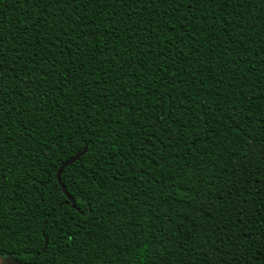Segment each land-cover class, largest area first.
Listing matches in <instances>:
<instances>
[{"label": "snow or ice", "instance_id": "1", "mask_svg": "<svg viewBox=\"0 0 264 264\" xmlns=\"http://www.w3.org/2000/svg\"><path fill=\"white\" fill-rule=\"evenodd\" d=\"M18 3L27 5L23 17L6 26L0 0V253L11 245L24 264H114L152 244V264H193L194 255L202 264H253L259 255L264 264V230L252 227L264 226V0ZM202 33L221 52L216 42L232 45L230 67L220 53L205 64L211 48L199 43ZM63 38L69 42L56 56ZM258 42V59L247 60ZM57 109L71 117L67 135L54 131ZM20 128L42 137L29 149L35 167L13 163L28 143L21 146ZM73 149L72 160L84 159L70 182L91 217L66 207L67 187H56L65 181L49 170ZM141 161L157 168L146 171ZM185 169L208 175L188 184ZM158 197L187 206L179 208L183 218ZM196 212L212 227L197 224ZM164 221L175 229L167 237ZM185 222L188 236H177ZM197 229L206 234L199 247L189 244ZM0 264H15L11 252Z\"/></svg>", "mask_w": 264, "mask_h": 264}, {"label": "trees", "instance_id": "2", "mask_svg": "<svg viewBox=\"0 0 264 264\" xmlns=\"http://www.w3.org/2000/svg\"><path fill=\"white\" fill-rule=\"evenodd\" d=\"M5 3H6V8H7L6 15L8 17V20H6V22H5L6 26L8 25L9 22L17 23L18 18L23 17L24 12L27 8V5L22 4V3H18V0H5ZM0 11H3V9L0 8ZM225 15H226V13H225ZM121 27H123V26H121ZM217 27H219V22L217 23ZM33 33L38 35V33H36L35 30H33ZM169 34L175 36V33L170 32ZM212 35L214 37L215 33H213ZM116 39L119 42V37H117ZM261 39L264 40V37H262ZM68 42H69L68 38H63L62 42L59 43L58 48L54 49L53 54L56 56H59L60 50L64 49L65 44ZM199 43L202 45L208 46L207 48H205V52H208V49L211 48V52H208V55L201 57V59L204 60L206 65L210 59L213 62H216L215 56L217 53H220V55L222 56L226 66L230 67L231 58L233 55H235V53L231 51L232 45L230 43L224 42V41L216 42L218 44H221L225 49H227V51L221 52L219 47H213V40L211 37H209V35L207 33H202L200 35ZM259 48H260L259 42L256 44H253L252 45L253 55L247 57V60L255 62L258 59V57L255 55V53L259 51ZM36 51H37L36 48L32 49V55L33 56H35ZM186 51H187V49H186ZM42 55H43V53H41V56ZM257 67H259V65H257ZM18 71H20L21 76L26 74L24 71H22L20 69H18ZM202 74L207 75L206 72L202 73ZM90 79H91V77H90ZM209 82H211V81H209ZM225 82L227 83V76L225 77ZM134 83H135L134 78L127 80V86L129 88V93L131 94V96H130L131 99H135L136 95L138 94V91L134 90L132 87V85ZM153 83L157 87L160 86L157 81H153ZM94 87H95V85H94ZM179 87L180 88H186L188 91H191V88L187 85H179ZM173 94L175 95L176 93H173ZM146 98H150V97H146ZM53 115L59 121V127L55 128L54 131L59 133L61 131V129H63L64 134L67 135L68 134V125L65 124L64 121L66 119L71 120V117L69 116V114L67 112H63V111H60L59 109H57L56 112L53 113ZM9 131H12V129H9ZM13 134L16 135V133H13ZM26 138H27L28 143H27V146L24 147V156L21 157L20 161H13V163H20V167H23V168L35 167V165L33 164V160H32L33 154L29 149H31L34 145L38 147L41 143L42 137L39 134H33L31 137H29L28 133L25 132V130L23 128H20V133H19L18 139L20 140L21 146H24ZM79 143L82 144L83 140L81 139V141ZM78 146H79V144L77 145V147ZM74 152H75V149H73L72 151H69V152H60L59 158L56 160V167L53 168V167H51V165H49V170L53 173L52 179H55L58 181L57 170H58L60 164L64 160H66L67 158L73 156ZM85 155H86V153H85ZM83 159H84V155H81L78 160H76L75 162L66 166L61 176H62V179H64V181H65V186L67 187V190L69 191V193L72 195V197L76 198L75 205H73V202L71 200H68V204L66 205V207H69V208L75 207L76 210L83 208L82 215L91 217L92 213L88 210L86 204L80 203L76 186L70 182L72 175L77 171V165H79L80 161ZM141 163H145L146 171L149 168H151V169L157 168V165L153 164L152 161H147V162L141 161ZM201 168H204V166L202 165ZM209 171H211V169H209ZM185 173H186V175L183 177V179L188 184H197V176L198 175H204L205 177H207V175H208V171L202 172V171L197 170V169H191V170L185 169ZM65 174H67V175H65ZM45 175H46V173L41 168L39 170V176L44 177ZM141 175L143 176L144 173H141ZM156 175L159 176L160 173L156 172ZM145 179L147 181L148 177H145ZM146 186L152 190H155L156 188L159 187V185H157V184H150V185H146ZM56 187L62 189V187L59 183H57ZM183 191H184V189L182 188L181 192H183ZM62 194L65 198L68 199L65 192H62ZM187 195L191 196L192 193L188 192ZM261 199L262 198L260 196H257L256 197L257 203H260ZM158 203H161V208H168L171 205L172 210H174L176 212V219L177 220H180L183 218L182 215L179 213V208H186V210H187V206H185L183 204H177L176 202L171 201V200H169L167 204H164V203H162L161 197H158ZM99 211L100 210H98V212ZM157 212H160V208L157 209ZM213 212H214V214H216L215 209H213ZM145 214L150 215V213H148L147 211ZM192 214H193V212L189 211V215L191 216ZM195 214L198 217V219L196 221L197 224L203 223V224H207L209 228L212 227V224L209 223V221H210L209 217H205V216H203V214H201L199 212H196ZM139 219L143 220V223L141 225L142 231H148V229L151 227L149 220L144 219L143 217H140ZM157 223H159V222H157ZM164 223H165L166 228L168 229V232H165L163 235H165L167 237L169 232H175V229L173 228V225L171 223H168L167 221H164ZM89 226H91V223L89 224ZM13 227H17V225L14 224ZM104 227H107V226H104ZM120 227H123V226H120ZM252 227H259V228H261V230H264V226H261L258 224H253ZM190 229H191V225L188 222H185L184 227L180 229V231L177 233V236H180V237L188 236ZM135 235H136V232H135V230H133V233H132L133 240L135 238ZM205 235L206 234L203 233L202 229H197L195 231H192L191 237L189 238V244L195 245L196 247H199V241L204 240ZM101 236H103V233H101ZM148 239L151 240V237L149 236ZM173 241L175 243L179 242L175 237H173ZM211 246H212V241L208 240L207 241V250L209 252H211ZM152 247H153V245L149 244L147 248L141 246V247H138L135 249H130L129 252L127 253V258H128L127 262H124V261H121L120 259H117L114 262V264H152V261L148 259V254H150ZM191 250L192 249L190 248V251ZM9 252H11V254L15 258L23 261L21 258L25 254L22 252L12 251L11 245L9 246L8 251H5V252L0 253V254H2L3 256H7V255H9ZM153 259H155V257H153ZM261 259L262 258L259 257V255H257V257L254 258L253 264H261ZM202 261H203L202 257H196L195 255L193 256V264H202ZM161 264H163V262H161ZM213 264H214V261H213ZM246 264H247V262H246Z\"/></svg>", "mask_w": 264, "mask_h": 264}, {"label": "water", "instance_id": "3", "mask_svg": "<svg viewBox=\"0 0 264 264\" xmlns=\"http://www.w3.org/2000/svg\"><path fill=\"white\" fill-rule=\"evenodd\" d=\"M80 158V157H79ZM78 158V159H79ZM77 159V160H78ZM67 161V163H65ZM76 160H72V156L71 157H69V158H67L66 160H64L61 164H60V166H59V168H58V170H57V174L59 173V175H57V179H58V181L60 180V179H62V173H60L59 172V170H60V168L61 167H63V171H64V169H65V167L66 166H68V165H70L71 163H73V162H75ZM61 185V184H60ZM61 187H62V189H63V187H65V183H64V185H61ZM65 194L67 195V197H68V200H71L72 202H73V197H72V195L69 193V191L67 190V192H65ZM70 194V195H69ZM0 255H2V254H0ZM3 256V255H2ZM8 256L9 255H7V256H3L5 259H7L8 258ZM11 259H12V261L13 262H15V264H24V262L23 261H21V260H19V259H17V258H15L12 254H11Z\"/></svg>", "mask_w": 264, "mask_h": 264}]
</instances>
